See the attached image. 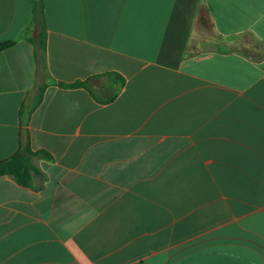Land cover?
<instances>
[{"label": "crops", "instance_id": "0c3cea01", "mask_svg": "<svg viewBox=\"0 0 264 264\" xmlns=\"http://www.w3.org/2000/svg\"><path fill=\"white\" fill-rule=\"evenodd\" d=\"M42 1L46 72L0 0V162L52 158L0 176V264H264V0Z\"/></svg>", "mask_w": 264, "mask_h": 264}, {"label": "trees", "instance_id": "16d2710c", "mask_svg": "<svg viewBox=\"0 0 264 264\" xmlns=\"http://www.w3.org/2000/svg\"><path fill=\"white\" fill-rule=\"evenodd\" d=\"M38 24L39 32L37 36L36 43L29 37V28L23 31L22 37L33 44H36L37 47L42 52L41 60V71L46 72V65L44 54L46 50V28L44 23L43 15V1L42 0H31V21L29 27ZM16 41H5L0 43V53L6 51L7 49L14 46ZM47 85H41L38 89L37 98L34 104L36 107L41 99L44 92V89ZM62 89H73L79 87H85V84L76 83L72 85L58 84ZM33 158H40L46 161H51V156L45 151H32L29 144L27 143L20 151H17L11 157L0 162V176H10L17 184L28 187L31 182V169L29 168V161Z\"/></svg>", "mask_w": 264, "mask_h": 264}, {"label": "rangeland", "instance_id": "374dc122", "mask_svg": "<svg viewBox=\"0 0 264 264\" xmlns=\"http://www.w3.org/2000/svg\"><path fill=\"white\" fill-rule=\"evenodd\" d=\"M28 165H29V167H30V166H33L32 160L29 161V164H28ZM33 168H34V167H33ZM33 168H32V170H33Z\"/></svg>", "mask_w": 264, "mask_h": 264}]
</instances>
